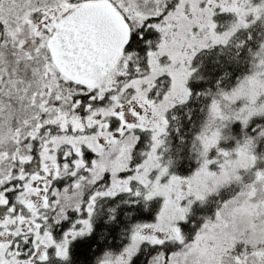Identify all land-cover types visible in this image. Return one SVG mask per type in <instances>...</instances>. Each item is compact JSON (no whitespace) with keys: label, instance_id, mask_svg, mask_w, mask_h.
Returning <instances> with one entry per match:
<instances>
[{"label":"snow or ice","instance_id":"snow-or-ice-1","mask_svg":"<svg viewBox=\"0 0 264 264\" xmlns=\"http://www.w3.org/2000/svg\"><path fill=\"white\" fill-rule=\"evenodd\" d=\"M0 264H264V0H0Z\"/></svg>","mask_w":264,"mask_h":264}]
</instances>
